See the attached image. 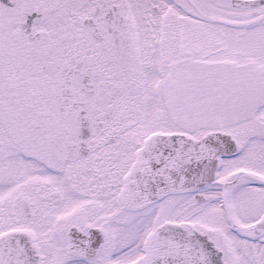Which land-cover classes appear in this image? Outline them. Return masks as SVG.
Segmentation results:
<instances>
[{"label":"snow or ice","instance_id":"snow-or-ice-1","mask_svg":"<svg viewBox=\"0 0 264 264\" xmlns=\"http://www.w3.org/2000/svg\"><path fill=\"white\" fill-rule=\"evenodd\" d=\"M0 264H264V0H0Z\"/></svg>","mask_w":264,"mask_h":264}]
</instances>
